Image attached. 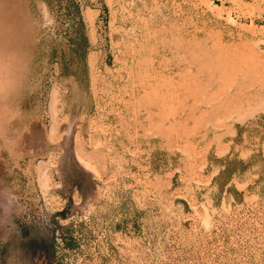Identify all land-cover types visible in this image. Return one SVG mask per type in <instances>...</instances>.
<instances>
[{
    "label": "rangeland",
    "instance_id": "374dc122",
    "mask_svg": "<svg viewBox=\"0 0 264 264\" xmlns=\"http://www.w3.org/2000/svg\"><path fill=\"white\" fill-rule=\"evenodd\" d=\"M0 51V264H264V0H0Z\"/></svg>",
    "mask_w": 264,
    "mask_h": 264
},
{
    "label": "crops",
    "instance_id": "0c3cea01",
    "mask_svg": "<svg viewBox=\"0 0 264 264\" xmlns=\"http://www.w3.org/2000/svg\"><path fill=\"white\" fill-rule=\"evenodd\" d=\"M246 127L247 124L238 123V125L233 128L231 139L225 144V147H222L225 151L222 154H218L217 151H215L213 160L207 163L214 168L209 174V183L221 189L223 199L235 200L236 196L245 198L248 193L247 189L250 187L251 183L254 182L249 178V176L252 175L249 163L254 159L256 150L252 145L248 148L245 146L246 144H244V142L240 144L236 142V138L239 137V135H244L243 131H245L244 128ZM243 153H247V155L244 156L242 155ZM215 161H218L217 166H215ZM234 161L241 163V166L229 171V165ZM226 170L228 171V175L224 178L223 176H225ZM232 188L235 189L236 194L231 192Z\"/></svg>",
    "mask_w": 264,
    "mask_h": 264
},
{
    "label": "clouds",
    "instance_id": "9594fccd",
    "mask_svg": "<svg viewBox=\"0 0 264 264\" xmlns=\"http://www.w3.org/2000/svg\"><path fill=\"white\" fill-rule=\"evenodd\" d=\"M23 74V66L11 51H0V92L12 91Z\"/></svg>",
    "mask_w": 264,
    "mask_h": 264
},
{
    "label": "bare ground",
    "instance_id": "6f19581e",
    "mask_svg": "<svg viewBox=\"0 0 264 264\" xmlns=\"http://www.w3.org/2000/svg\"><path fill=\"white\" fill-rule=\"evenodd\" d=\"M51 109H52V107H51ZM36 138V137H35ZM36 142V141H35ZM38 142V141H37ZM37 144V143H36ZM40 165H42V163L40 164ZM41 170H43L42 168H41ZM40 171V170H39ZM41 172V171H40ZM41 174V173H40ZM44 174V173H43ZM43 176V175H42ZM46 177H47V175H46ZM45 177V178H46ZM40 178V177H39ZM43 184H44V186L46 187L47 185H48V180H47V178L45 179V181H43ZM43 184H41V185H43ZM1 203V202H0Z\"/></svg>",
    "mask_w": 264,
    "mask_h": 264
}]
</instances>
